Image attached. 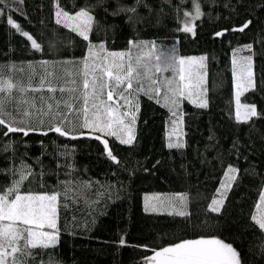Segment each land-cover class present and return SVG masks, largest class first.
I'll return each mask as SVG.
<instances>
[{"label":"trees","instance_id":"trees-1","mask_svg":"<svg viewBox=\"0 0 264 264\" xmlns=\"http://www.w3.org/2000/svg\"><path fill=\"white\" fill-rule=\"evenodd\" d=\"M197 2L202 15L193 21V32L182 30L188 19L184 13L195 14L193 0H141L139 4L136 0H5L0 4V80L17 87L39 89L47 72L60 76L62 69L80 71L90 44L104 43L107 51L129 50L132 56L134 51L150 53L148 58L153 60L160 51L173 49L177 57H205L208 107L181 102L182 148L167 146L173 117L163 106V91L159 104L143 93L136 96L140 111L132 144L81 127L72 131L76 139L60 136L49 130L58 121L47 117L43 123L33 118L35 130L27 136L20 132L4 135L7 129L0 126V186L10 183L8 170L24 162L35 175L22 191L69 189L68 198H60L58 242L53 248L34 250L39 252L36 264L41 260L44 264H145L152 250L212 237L233 243L243 264H264V233L251 220L260 214L257 205L264 189V0ZM56 5L69 12L90 10L94 23L89 40L56 23ZM130 7L136 12L120 11ZM7 15L20 31L8 23ZM245 23L248 27L238 31ZM23 30L41 45L40 50L31 47L21 35ZM130 41L155 42L156 49L143 45L137 49ZM234 53L252 58L255 88L244 92L240 100L255 105L258 115L247 122L236 119ZM48 83L63 85L55 76H47L42 90L27 93L38 106L41 97L62 95L47 92ZM81 85L82 78L77 77V87ZM63 95L67 98L68 94ZM4 118L11 122V117ZM64 127L67 130L70 125ZM96 136L106 138L115 161ZM229 166L238 169L237 178L226 191L220 213H214L209 205L224 192L221 184L228 182ZM147 193H163L162 198L175 209L146 211L143 198ZM177 194L187 195L182 208L172 200ZM176 210L189 215L169 214Z\"/></svg>","mask_w":264,"mask_h":264},{"label":"snow or ice","instance_id":"snow-or-ice-1","mask_svg":"<svg viewBox=\"0 0 264 264\" xmlns=\"http://www.w3.org/2000/svg\"><path fill=\"white\" fill-rule=\"evenodd\" d=\"M4 2L5 0H0V4ZM136 3H141V0H136ZM193 6L195 14L185 12L184 16H191L195 20L202 13L197 0H193ZM120 11L135 13L136 8L130 7ZM2 12L3 10L0 9V14ZM56 16L57 24L63 23L64 27L71 28V31L85 41L89 40V33L94 23L90 10L81 8L75 14L58 10ZM8 23L20 31L19 24L11 17H8ZM247 27L248 23H245L237 30L242 32ZM182 30L193 32V27L186 22ZM21 35L31 41L33 49H41V45L28 32L22 31ZM217 35H223V33H217ZM129 44L137 49H140L141 45L150 47V50L156 49L155 42L149 45L148 42L137 44L130 41ZM251 47V45L247 46L249 50ZM239 51V49L236 50L237 53ZM174 52V49L168 53L160 51L153 60L140 56L133 57L130 52L107 51L104 43L90 44L88 55L82 61L80 71L72 73L62 69L64 75L60 76H56L55 72H47L46 76L41 78L39 89L17 87L9 81L0 80V126L7 129L4 135L20 132L27 136L30 131L35 130L31 126L33 118L43 123L44 118L47 117L58 121V123L50 124L49 130L60 136L76 139L72 131L76 127H81L116 137L121 144H132L135 140L134 125L140 111L136 96L143 93L159 104L163 91V106L169 109L171 117L174 118L171 120L172 134L177 135L178 141L170 142L167 146L182 148L184 145L179 142V128L184 122V114L180 111L181 102L187 100L201 109L208 107L205 90L202 87L204 77L198 70L204 68L205 57H177ZM48 63V61L43 62V64ZM233 65L236 119L247 122L258 115L255 105L240 102L244 92L255 88L252 58L251 56L240 57L238 61L234 53ZM165 72H171L172 75L166 77L163 75ZM47 76H55L57 82L63 81V85L58 87L48 83L47 92H59L62 95L59 98L49 96L47 100L41 97V105L38 106L36 99H30L27 93L30 90H42ZM77 77L82 78V85L79 87H77ZM64 93L68 94L67 98L63 95ZM241 108L244 109L243 115ZM5 116L11 117V122L7 121ZM65 124L70 125L67 130L64 127ZM95 139L101 140V136H96ZM102 143L108 157L115 161L116 157L108 149V141L102 140ZM237 172L238 169L228 167L225 172L228 182L221 184L224 192L218 189L220 198H214L211 201L210 211L220 213L226 191L231 187V182L236 180ZM8 173L11 176L10 183L0 186V264H36L39 252L34 250H47L53 248L58 242L60 198L62 196L68 198L69 189L65 187L63 192L22 191L25 182H30V178H34L35 175L31 166L24 162H21L19 167L9 169ZM172 200L178 201L182 208L187 195L177 194ZM161 204H163L162 201ZM257 209L261 210L260 214L252 215L251 220L264 233V194L260 196ZM145 210L148 211V207ZM153 210H155L154 207ZM169 214L181 217L189 215L183 210H176ZM120 243L124 244V241L121 240ZM261 248L264 252V245ZM152 251L153 255L145 257L147 264H243L241 253L233 246V243L217 237L186 239ZM40 264H44V261L41 260Z\"/></svg>","mask_w":264,"mask_h":264},{"label":"rangeland","instance_id":"rangeland-1","mask_svg":"<svg viewBox=\"0 0 264 264\" xmlns=\"http://www.w3.org/2000/svg\"><path fill=\"white\" fill-rule=\"evenodd\" d=\"M58 10H62L59 6H57L56 5V7H55V14L57 13V11ZM80 10V9H79ZM79 10H76V12L77 11H79ZM62 11H65V10H62ZM66 12H68L69 14H75V12H69V11H66ZM8 17H11L12 18V16H9V15H7V21H8ZM57 17V16H56ZM188 19H186V22L189 24V26H192L193 27V30H194V26H193V19H191V16H189V17H187ZM13 19V18H12ZM62 19V18H61ZM188 20V21H187ZM13 21L15 22V20L13 19ZM186 22H183V24H182V26L184 27V25H185V23ZM17 23V22H16ZM24 31V30H23ZM30 34V33H29ZM31 35V34H30ZM35 39V38H34ZM30 43H31V41H30ZM146 48H148V47H145V49ZM110 52H126V53H128L129 52V50H111ZM152 52V51H151ZM88 55V54H87ZM149 55H150V53H145L144 55H143V53H140L139 55H138V52H136V51H134L133 52V57H136V56H140V57H142V58H144V59H147L148 57H149ZM180 57H184V58H188V57H196V58H199V57H204L202 54H198V55H195V54H188L187 56H180ZM242 57H246V56H242ZM248 57V56H247ZM236 59L239 61V59H240V57H238V56H236ZM203 63L205 64V60L203 61ZM233 68H234V65H233ZM199 70V72H200V74L201 75H203V77H204V83H203V85H202V87H203V89L205 90V82H206V80H205V69L204 68H202V69H198ZM233 71H234V69H233ZM233 78H234V76H233ZM233 89H234V91H233V100H234V106H235V111H236V96H235V93H236V88H235V78H234V87H233ZM131 98V97H130ZM240 102H241V104H248V105H252V104H249V103H246V102H242L241 100H240ZM121 103H123V102H121ZM124 109H122V111H123ZM243 112H244V109L243 108H241V114L243 115ZM174 119V118H173ZM126 123H127V120H126ZM172 129H173V125L172 124H170V127H169V131L167 132V136L168 137H170L169 138V143L171 142V143H176V142H178L177 141V135H173L172 134ZM89 131H91L90 129H88ZM91 132H93V131H91ZM95 133H98V132H95ZM181 126H180V128H179V142H181V139H182V135H181ZM100 134H102V133H100ZM101 139L102 140H106V138H103V137H101ZM161 194H163V193H161ZM161 194H156V195H152V193H147V194H145L144 195V198H143V202H144V206H145V208L146 207H148V209L150 210V209H153V207L155 208V210H158V211H161V210H163V209H165V210H168L167 212H172L174 209H175V206L173 207L172 206V204L173 203H169V201L168 200H164L163 198H162V196H161ZM262 194H264V189L262 190ZM151 195V196H150ZM158 195V196H157ZM150 196V199H147L146 200V198L147 197H149ZM161 201L163 202V204H161ZM165 206V208H162V207H164ZM261 211V210H260ZM152 255H153V253H152ZM145 264H147V262L145 263Z\"/></svg>","mask_w":264,"mask_h":264}]
</instances>
